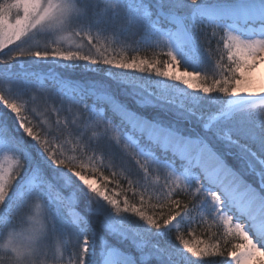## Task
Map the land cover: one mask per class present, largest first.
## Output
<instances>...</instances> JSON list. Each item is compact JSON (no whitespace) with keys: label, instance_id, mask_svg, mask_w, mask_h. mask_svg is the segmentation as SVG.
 Instances as JSON below:
<instances>
[{"label":"snow or ice","instance_id":"1","mask_svg":"<svg viewBox=\"0 0 264 264\" xmlns=\"http://www.w3.org/2000/svg\"><path fill=\"white\" fill-rule=\"evenodd\" d=\"M0 66V264H264V0H0Z\"/></svg>","mask_w":264,"mask_h":264},{"label":"rangeland","instance_id":"2","mask_svg":"<svg viewBox=\"0 0 264 264\" xmlns=\"http://www.w3.org/2000/svg\"><path fill=\"white\" fill-rule=\"evenodd\" d=\"M10 47H11V46H10ZM117 50H119V49H117ZM5 51H7V49H5ZM130 53H133V52L131 51V48H130L129 51H128V54H130ZM142 53H148V56H151V54H152V50L149 49V50H147V51H145V52H142ZM18 59H19V60H23V61L25 62V67H24L23 69L20 68V67H16V69H15L16 72H25V71H27V72H31V71H38V72H41L42 74H46L47 71H48V68L45 69L46 66H37V65H33V64L29 63V61H31L33 58H30V57H21V58H18ZM161 59H164V57H161ZM14 63H16V62H14ZM0 67H2V66H0ZM183 71H184V69H183L182 67H175V68L172 69V72H173V74H175V75H180V74L183 73ZM54 72L57 73V74L63 73L67 78H69L72 82H75V83H79L80 80L83 78V75H82V73L80 72V70H75V71H71V70H70V71H65V70L62 69V68H55V69H54ZM71 73H73V75L76 76V80H73V79H75V78L71 77V76H72ZM72 78H73V79H72ZM110 179H111V178H110ZM121 181L125 182V183H126L125 185H127V182H126V181H124V180H121ZM97 183L100 184V183H102V181L98 178V179H97ZM109 187L112 188L113 190L117 191V190L115 189V184H114V183H110V184H109ZM128 189H129V188H128ZM118 192H119V191H118ZM124 192H126V193L129 192V193H130L129 199L131 198L132 201L135 200L137 203H139V196L136 195V194H134V191H133V190L129 189L128 191H124ZM120 193H121V192H120ZM122 195H124V194H122V193L120 194L121 202H122L123 199H124ZM146 199H147V197H146ZM132 201H130V202H132ZM80 207H81V211H83V210H84L83 205H81ZM65 239H67V237H66ZM225 258H227V257H216L215 259L222 260V259H225ZM194 259H195V258H194ZM65 260H67V255H65Z\"/></svg>","mask_w":264,"mask_h":264},{"label":"trees","instance_id":"3","mask_svg":"<svg viewBox=\"0 0 264 264\" xmlns=\"http://www.w3.org/2000/svg\"><path fill=\"white\" fill-rule=\"evenodd\" d=\"M134 54H135V53H130L129 55H134ZM141 55H148V53H141ZM45 68H47V66H46ZM71 74H72L71 77H73V78L76 79V76H74L73 73H71ZM104 175H105V176H108L109 173H108V172H105ZM120 183H121V187H122L123 191L121 192L119 189H116V188H115V189H116L117 191L121 192L122 194H124V195H122L123 198H124L125 196H127V198L129 199L130 193H129V192H128V193L124 192V191H128V190H129V189H128V185H125L126 183L123 182V181H121ZM121 193H120V194H121ZM129 200L132 201L131 198H130Z\"/></svg>","mask_w":264,"mask_h":264},{"label":"bare ground","instance_id":"4","mask_svg":"<svg viewBox=\"0 0 264 264\" xmlns=\"http://www.w3.org/2000/svg\"><path fill=\"white\" fill-rule=\"evenodd\" d=\"M257 107H260V105L258 104Z\"/></svg>","mask_w":264,"mask_h":264}]
</instances>
